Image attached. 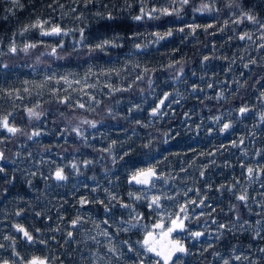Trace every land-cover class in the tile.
Masks as SVG:
<instances>
[{
    "label": "trees",
    "instance_id": "trees-1",
    "mask_svg": "<svg viewBox=\"0 0 264 264\" xmlns=\"http://www.w3.org/2000/svg\"><path fill=\"white\" fill-rule=\"evenodd\" d=\"M72 1L74 10L58 17L59 36L45 39L29 31L22 37L27 44L17 45L13 53L7 45L14 34L35 18L54 17L57 3L68 8L70 0H0L2 68L34 64L91 81L94 75L113 76L101 91H92L90 100L44 94L29 102L27 111L17 106L11 112L10 126L19 131L0 134L3 159L16 152L20 159L14 169L10 162H0V195L14 202L9 216L18 203L35 208L37 201L52 194L46 181H54L53 164L43 166L42 177L18 175L29 160L23 154L32 152L56 161L67 180L77 175L124 181L151 167L162 172V180L174 181L170 174L186 170L187 181L196 188L192 194L207 197L202 217L215 223L207 253L226 249L231 242L239 247L263 243L264 229L255 239L250 231L229 232L227 225L264 219V203L259 210L250 206L259 195L243 192L246 202L236 195L249 168L264 181V0ZM203 5L211 10H202ZM244 13L255 16L257 23L245 19ZM245 34L251 39L241 40ZM105 40L109 45L96 47ZM175 92L174 104L161 114H149L156 99L168 93L170 102ZM142 101L153 107L134 108ZM241 108L247 111L241 113ZM29 109L39 113V119L29 116ZM224 124L230 127L222 131ZM36 132L40 135H32ZM8 177L17 181L8 184ZM60 182L66 193L70 182ZM260 189L264 194V187Z\"/></svg>",
    "mask_w": 264,
    "mask_h": 264
},
{
    "label": "flooded vegetation",
    "instance_id": "flooded-vegetation-1",
    "mask_svg": "<svg viewBox=\"0 0 264 264\" xmlns=\"http://www.w3.org/2000/svg\"><path fill=\"white\" fill-rule=\"evenodd\" d=\"M1 132L8 133L3 127L0 129V134ZM0 162L5 164L9 163V160L2 159ZM125 179L124 181H96L95 185L69 183L66 193H63L59 187L63 182L55 181L56 179L46 181L51 183L49 190L52 194L48 197L49 199L39 200L35 208L29 209L18 203L19 208L12 218L9 216V207L14 203L11 196H5L3 193L5 197L3 199L0 195V264L5 262L26 264L34 257L46 260V264H141V262L155 264L159 258L145 251L142 241L148 231L157 235L162 231L154 227L157 224L155 222L163 224L165 226L163 230H166L170 226L171 219L179 213L181 206L187 209L185 231L174 232L172 237L179 239L187 252L178 253L177 257H174L176 264H224L225 260L229 264H235L236 260L232 253L233 242L230 244L232 247L229 245L230 247L226 249L206 252L207 246L212 241L208 238V231L212 226H209L208 218L202 217L203 213L191 215V212L192 206L204 207L207 197L194 196L192 193L196 192V188L191 185L192 183L183 182L188 184L187 187L183 188V192L179 195L180 199L177 204H174L175 208L168 218L163 220L152 215L148 206L142 212L138 210L137 200L133 196L130 197L129 193L133 194V190L140 187L126 184ZM6 181L11 184L12 181L17 180L8 177ZM213 189L223 190L212 187ZM81 200L86 203L81 204ZM124 204L129 207H122L121 205ZM180 215L183 218L184 214L180 213ZM73 221L77 223L73 225ZM118 221L124 225V229L115 231L113 227ZM98 223L106 227L108 233L112 235L108 240L117 244L120 252L113 259L90 263L86 257V251L94 248L96 243L100 247L105 243L97 231ZM232 223L227 225L229 232H233ZM13 225L22 227L33 237V240L28 241L24 236L21 239L20 234L13 231ZM193 232H201L203 235L192 238ZM69 233L72 235L69 236ZM82 233L86 235L88 241H80ZM129 248L132 250L129 251ZM253 264H264V260L259 259Z\"/></svg>",
    "mask_w": 264,
    "mask_h": 264
},
{
    "label": "rangeland",
    "instance_id": "rangeland-1",
    "mask_svg": "<svg viewBox=\"0 0 264 264\" xmlns=\"http://www.w3.org/2000/svg\"><path fill=\"white\" fill-rule=\"evenodd\" d=\"M69 4L70 6L66 8L63 3H57V6H55V8L53 9L54 17L53 15H51L45 18H35L29 26L22 28L20 31L14 34L8 41L7 48H9V51L13 46L16 47L19 44H27L25 38L24 40H22V37L23 35L29 33V31H42L40 27H31V25L35 24L37 21H40L43 24L44 31H50L51 28L57 27L59 25L58 17H67V15L74 10L73 8L75 7V2L70 0ZM73 5L74 7H72ZM45 21H47V23H44ZM26 28L27 30H25ZM112 77L113 76H109L108 78H106L103 75H94L91 81L84 76H76L75 74L65 72L64 69L56 71L51 68H41L39 65L37 66L34 64L18 63V65L12 66L10 68H2L0 66V125H2L5 117H7L8 125H10L8 119L11 112L17 106H20L24 109V111H27L26 109H28L29 107L27 106V104L29 102L36 101L38 99L37 97L40 95L48 94L55 97L58 95H63L67 99H71V101L76 102L87 97L90 100L93 98L92 91H95V89L101 91L102 87H105L106 84H108L109 82L112 83ZM175 95H178V92H175V94H173L170 102L168 101V93L165 94V96H162L163 104L159 105L156 114H161L166 106L174 104ZM158 100L159 99H156L155 102H157ZM145 107H147V110H149L153 107V105H147L146 101H142L139 104L134 103V108L139 109V111L145 110ZM1 128L2 126H0V129ZM18 154L19 153L16 152L15 154H12L10 156L9 162L11 163L12 169L15 168V163L20 162V159L17 158ZM23 155H25V157L29 160L22 164L20 172L18 173L20 178H22V175L24 174H26L27 177L32 175H38L39 177H42V175L44 174H41V170L43 169V166L46 168L48 163L53 164L52 167H55V172L57 171V169H59V165L56 161L49 160V157H43L42 154L27 152ZM148 160H151V158L145 159L146 163H149ZM194 162H197L196 159L193 162L188 163H191L192 165L194 164ZM195 167L199 166L196 164ZM180 170H182L180 174L174 171L173 174L169 175L170 179L176 177L177 180L174 181H164L162 180V172H156L155 178L149 185L141 187L135 191L133 190V198L135 196H140L141 199L137 201L141 203L144 208H146L154 196H159L160 207L156 208L154 206L151 209L149 208V210H151L152 215H154L156 218L166 220L175 208L174 204L178 203V200L180 199L179 195L183 192V188L187 187L188 185L183 184V182L190 183V181H187V171L183 169ZM165 177L169 179L168 176L165 175ZM260 180L257 175L250 174L247 181L244 182L241 192L236 194L238 197L241 196L243 192L246 194H253L256 197L259 195L261 198L257 197L258 200L250 202V206H253L258 210L263 208L261 207V204L264 203V194L260 189V187H264V181ZM62 181H69L72 185H95L96 181L98 180H96V178H86L76 175L70 177L68 180L65 179ZM180 183L182 184L178 185ZM257 187L258 189L253 190ZM243 202H246V200H244ZM167 207H170V209H167ZM205 209L206 207L192 206L191 215H200L205 212ZM207 222L209 226H214L215 224L212 218H209ZM231 228H233V230L239 229L241 231H250L253 238L260 239V231L264 229V219L257 218L254 222H243L236 220L231 224ZM113 229L115 231H117L118 229H124V225L118 221L114 225ZM215 230L216 229L211 227V229L209 230L210 233L208 231L209 239L213 238L212 235L215 234ZM97 231L100 234V238L105 243L101 247L96 243V246L94 248L88 249L86 251V257L88 260H90V263H98L102 260H109L117 257L118 253L120 252L119 247L117 246V244H114L113 242H110V240H108L112 235L108 233L106 227L98 223ZM105 232L108 233L107 236L103 234ZM80 241H88L84 233H82ZM243 247L244 246L239 247L237 245H234L232 247V253L236 260L235 264H253L259 259L264 260V251H261V249H264V242L261 244H255L252 246L250 245L244 248ZM242 248L245 249V251H243ZM109 249H114V251H109ZM237 256H239L240 259H236ZM242 261L243 263H241Z\"/></svg>",
    "mask_w": 264,
    "mask_h": 264
},
{
    "label": "snow or ice",
    "instance_id": "snow-or-ice-1",
    "mask_svg": "<svg viewBox=\"0 0 264 264\" xmlns=\"http://www.w3.org/2000/svg\"><path fill=\"white\" fill-rule=\"evenodd\" d=\"M180 2L182 4H187L188 0H180ZM207 9V10H211L209 8L208 5H203L202 6V10ZM165 13H167V9L164 10ZM142 17L141 16H136L134 17V19L136 20H140ZM244 18L253 22V23H257L256 17L249 14V13H244ZM109 19H111V17H109ZM44 23H47V21H45ZM31 27H40L41 28V34L42 35H60L62 33V29L60 27H53L50 29V31H44L43 30V24L40 21H37L35 24L31 25ZM209 27H211V25H209ZM262 28H264V24L261 25ZM27 30V28L25 29ZM66 34V33H65ZM168 35H171V33L169 32ZM247 36V34H245V36H241L240 39L243 40L245 39ZM161 39L163 37H160ZM248 39H251L250 36H247ZM109 41L105 40L103 41L102 44H98L96 45L97 48H103L106 45H109ZM31 47H35V45H30ZM27 47L29 46H25V51L27 50ZM137 48L140 47V45L136 46ZM11 52H15L16 48L15 46L10 48ZM55 51V50H53ZM205 59H207V57H205ZM161 104H163V100L161 101ZM80 107H83V105L81 104ZM29 116L31 117H35L37 119H39V113L34 112L33 110L29 109ZM247 109L246 108H241L240 112L244 113L246 112ZM157 109L153 110V114H156ZM82 123H89L88 121H83ZM2 126L3 128H5L9 133H13L15 134L16 132L19 131V129L15 128V127H10L8 125L7 122V117L4 118L3 122H2ZM92 127H95V124L93 123L91 125ZM230 127L229 124H224L222 131L227 130ZM73 131H75L77 133V135H80V131L78 128H74ZM32 135H40V133L36 132L33 133ZM29 139H31V137H29ZM3 159V154L0 153V160ZM86 163H90V162H86ZM73 167H75V165H73ZM4 169L3 167H0V172H3ZM248 173L251 174L253 172L252 168H249ZM201 175H203V173H201ZM156 176V172L153 168H147V169H141L137 172H135L132 177L131 180L129 181V183H135L138 185H149L152 180L153 177ZM55 179L57 181H62L66 179V176L63 174V169H57V171L55 172ZM129 196L132 197L133 194L129 193ZM113 199H115V197H113ZM134 199L136 200H140L141 197L140 196H135ZM238 200L240 201H244L246 199V197L244 195H241L239 197H237ZM160 201V197L159 196H154L151 200V202L149 203L148 207L151 209L154 206L156 208L160 207L159 204ZM86 203V201L81 200V204ZM124 208H128L129 205L124 204L121 205ZM180 213H183L184 216L183 218L181 217ZM187 209L184 206H181L179 213L176 214V217L174 219H171L170 221V226L167 227L166 230L164 229V225L163 224H156L154 225L155 228L158 229H162V231L157 235L156 233L152 232V231H148L142 241V247H144L145 251L149 252V253H153L156 257H158L159 259L156 260L155 264H176V261L174 260V257H177L178 253H186L187 249L186 247L183 245V243L179 240V239H174L172 237V234L174 232L177 231H185V220L187 219ZM73 225H75L77 223V221H73L72 222ZM105 223H107V221H105ZM132 227H135V225H131ZM17 230L20 232H23L24 237L28 240V241H32L33 237L26 231L24 230L22 227L20 226H16ZM220 227H225V225H221ZM127 230V229H125ZM105 236L108 235L107 232L103 233ZM259 234V233H258ZM72 234L69 233V236H71ZM201 235H203V233L201 232H193L191 233L192 238H198ZM132 249L129 248V251H131ZM109 251H114V249H109ZM261 251H264V249H261ZM236 259H240L239 256L236 257ZM5 264H7V262H5ZM29 264H46V260L40 259L38 257H34ZM141 264H143V262H141ZM224 264H229V262L227 260L224 261Z\"/></svg>",
    "mask_w": 264,
    "mask_h": 264
},
{
    "label": "water",
    "instance_id": "water-1",
    "mask_svg": "<svg viewBox=\"0 0 264 264\" xmlns=\"http://www.w3.org/2000/svg\"><path fill=\"white\" fill-rule=\"evenodd\" d=\"M39 37H42V38H53V37H55V36H57V35H42L41 33H39V35H38ZM163 100V97H161L156 103H155V105H154V108L152 109V110H150L149 111V114L150 115H152L153 114V110L154 109H158L159 108V105L161 104V101ZM131 177L132 176H130V177H127L126 179H125V181H126V184H130V185H132V186H135V187H145V186H147V185H138V184H135L134 182L133 183H129V181L131 180ZM155 177H153V179H154ZM53 179H55V174H53ZM155 223H157L158 224V222H155ZM12 229H13V231L15 232V233H19L20 234V238L22 239L23 238V232H20V231H18L17 230V227H16V225H13L12 226ZM32 259H30L26 264H29V262L31 261Z\"/></svg>",
    "mask_w": 264,
    "mask_h": 264
}]
</instances>
